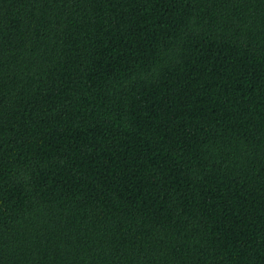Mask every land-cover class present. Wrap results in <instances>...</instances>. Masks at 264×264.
<instances>
[{
	"label": "trees",
	"instance_id": "16d2710c",
	"mask_svg": "<svg viewBox=\"0 0 264 264\" xmlns=\"http://www.w3.org/2000/svg\"><path fill=\"white\" fill-rule=\"evenodd\" d=\"M0 264H264V0H0Z\"/></svg>",
	"mask_w": 264,
	"mask_h": 264
}]
</instances>
